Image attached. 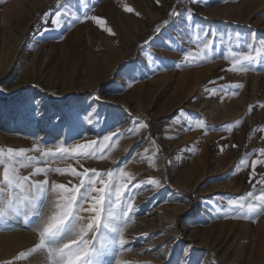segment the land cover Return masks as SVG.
<instances>
[{
    "label": "rangeland",
    "instance_id": "obj_1",
    "mask_svg": "<svg viewBox=\"0 0 264 264\" xmlns=\"http://www.w3.org/2000/svg\"><path fill=\"white\" fill-rule=\"evenodd\" d=\"M208 31L220 34L213 58L185 66ZM252 34L264 38V0H0V150H27L16 166L47 179L45 214L59 199L53 184L78 186L92 175L85 169L128 173L114 179L129 184L136 212L112 264H264V214L226 216L227 201L264 177V163L252 168L264 161V62L233 72L227 51H246ZM92 141V155L72 151ZM32 211L27 227L23 210L0 220V264H48L31 252L40 223Z\"/></svg>",
    "mask_w": 264,
    "mask_h": 264
},
{
    "label": "snow or ice",
    "instance_id": "obj_2",
    "mask_svg": "<svg viewBox=\"0 0 264 264\" xmlns=\"http://www.w3.org/2000/svg\"><path fill=\"white\" fill-rule=\"evenodd\" d=\"M124 11L131 13L133 9L125 7ZM171 14L178 16L179 12L174 9ZM77 19L81 18L77 17ZM83 19H91L99 25L105 23L103 18L89 17L87 14ZM61 23L62 14L57 12L56 18L51 20V25L59 28ZM104 30L113 34L110 28ZM201 36L203 39L194 41L200 51L196 54L185 52L183 57L186 62L185 66L193 62L190 61V57L196 61L213 58L212 49L215 38L220 34L208 31L202 32ZM237 39H239V34H237ZM245 48L246 51L239 52L228 48L227 51L231 53V71L246 73L264 62V38L257 42V37L252 34L250 42L247 38L245 39ZM224 59L227 60L229 57L226 55ZM236 87L239 88L242 85L238 84ZM145 126L144 124L140 125V127ZM110 139L109 135L103 137L104 141ZM96 144L97 141H92L90 144L76 145L72 151L91 149L89 152L82 153L90 156L95 152V148L92 146ZM233 147L237 146L233 145ZM26 151V149L8 148L5 154L3 150H0V165L3 166L2 180H0V220H6L11 216L19 217L23 210L27 227L32 223L27 212V209L31 208L33 216L40 220V223L33 229L38 233V242L33 246L31 252H44L48 264H112L120 251L127 250L125 248L127 241L123 236V231L136 212L131 202L134 194L128 190L129 184L120 183L114 179V172L118 171L121 178L128 177V173H125L123 168L110 170L106 174L99 173L95 169H85V173H92V175L88 176L87 180L81 179L78 186L69 188L65 184H53L52 192L56 193L59 199L50 206V214H45L41 209L49 191L47 179L32 180L30 177L20 176L18 173L16 162ZM67 152V148H57V153L63 155ZM261 154L264 155V152ZM43 155L55 157L56 153H52L51 149H48ZM258 163H264V161H252L254 172ZM239 164L246 165L247 157L241 159ZM48 171L45 168H36L33 175L43 173L46 176ZM56 171L62 172L63 170L56 169ZM104 175L108 177L107 180L103 178ZM252 180L253 177L250 174L249 182L251 183ZM148 183L155 186L160 184L155 179ZM258 183L262 185L261 188L256 189L253 184L252 191L227 201L229 209L226 211V216L232 214L233 218L255 219L264 214V177ZM134 187L136 191H139L140 184H136ZM88 199L91 200L90 206L84 208L83 204ZM81 212H87L89 215L84 217ZM82 220H87V222L81 223ZM106 256L111 259L105 261Z\"/></svg>",
    "mask_w": 264,
    "mask_h": 264
},
{
    "label": "bare ground",
    "instance_id": "obj_3",
    "mask_svg": "<svg viewBox=\"0 0 264 264\" xmlns=\"http://www.w3.org/2000/svg\"><path fill=\"white\" fill-rule=\"evenodd\" d=\"M250 117H247V119H249ZM173 132H172V136L174 137V136H176L179 132H178V130H172Z\"/></svg>",
    "mask_w": 264,
    "mask_h": 264
},
{
    "label": "built area",
    "instance_id": "obj_4",
    "mask_svg": "<svg viewBox=\"0 0 264 264\" xmlns=\"http://www.w3.org/2000/svg\"><path fill=\"white\" fill-rule=\"evenodd\" d=\"M247 118V117H246Z\"/></svg>",
    "mask_w": 264,
    "mask_h": 264
}]
</instances>
